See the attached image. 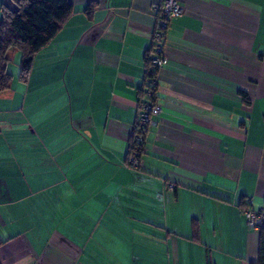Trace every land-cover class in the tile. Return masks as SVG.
Wrapping results in <instances>:
<instances>
[{
	"label": "crops",
	"instance_id": "0c3cea01",
	"mask_svg": "<svg viewBox=\"0 0 264 264\" xmlns=\"http://www.w3.org/2000/svg\"><path fill=\"white\" fill-rule=\"evenodd\" d=\"M69 1L0 92V264H256L242 203L264 207V0H178L138 169L160 0Z\"/></svg>",
	"mask_w": 264,
	"mask_h": 264
},
{
	"label": "trees",
	"instance_id": "16d2710c",
	"mask_svg": "<svg viewBox=\"0 0 264 264\" xmlns=\"http://www.w3.org/2000/svg\"><path fill=\"white\" fill-rule=\"evenodd\" d=\"M12 1V6L7 4H2L1 6L0 92L8 89L12 82V75L8 71L10 52L13 50L20 52L19 79L20 81L25 82L29 77L36 52L49 43L73 11L72 4L69 0ZM92 11L93 5L89 4L86 13L91 14ZM151 52H153L152 49L147 53L146 69L150 62ZM155 91L156 88L151 97L152 102H155ZM139 94L140 99L138 107H140L143 98L144 86ZM241 96L242 99L247 102V94L241 92ZM136 124L137 121L134 126V131L136 129ZM133 133L130 138V149L127 155V160L128 156L132 153H135L137 157L141 159L144 152L145 142L137 144L133 140ZM246 205V201H244L242 207L245 208ZM258 232L259 246L256 264H264V226H262Z\"/></svg>",
	"mask_w": 264,
	"mask_h": 264
},
{
	"label": "built area",
	"instance_id": "2783aa9c",
	"mask_svg": "<svg viewBox=\"0 0 264 264\" xmlns=\"http://www.w3.org/2000/svg\"><path fill=\"white\" fill-rule=\"evenodd\" d=\"M151 12L155 18V25L152 32V51L149 65L146 69L144 94L138 111L136 129L133 133V140L137 143L145 142V135L151 126L156 125L155 116L161 113V107L152 102L151 97L158 85L159 69L166 63L167 57L164 53V42L166 30L170 19L181 15L184 7L178 0H160L152 4ZM127 165L133 169L141 166V159L135 153L128 156ZM170 188L172 184L168 185ZM250 200L246 201L243 208L245 222L250 230H259L264 226V207L253 209L250 207Z\"/></svg>",
	"mask_w": 264,
	"mask_h": 264
},
{
	"label": "rangeland",
	"instance_id": "374dc122",
	"mask_svg": "<svg viewBox=\"0 0 264 264\" xmlns=\"http://www.w3.org/2000/svg\"><path fill=\"white\" fill-rule=\"evenodd\" d=\"M13 52H14V51H11V52H10V62H11V64L9 65V66H10V71H11V72H9L10 74H12L13 71H16V69L18 68L17 65H16L17 62L15 61V63H13V60H12V56H13V54H14ZM19 71H20V70H19Z\"/></svg>",
	"mask_w": 264,
	"mask_h": 264
}]
</instances>
